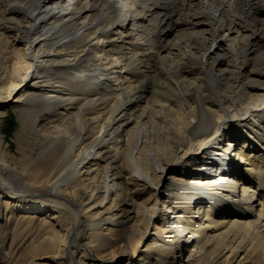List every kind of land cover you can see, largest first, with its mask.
I'll return each mask as SVG.
<instances>
[{"label":"bare ground","instance_id":"1","mask_svg":"<svg viewBox=\"0 0 264 264\" xmlns=\"http://www.w3.org/2000/svg\"><path fill=\"white\" fill-rule=\"evenodd\" d=\"M262 42L264 0H0V264H264Z\"/></svg>","mask_w":264,"mask_h":264},{"label":"rangeland","instance_id":"2","mask_svg":"<svg viewBox=\"0 0 264 264\" xmlns=\"http://www.w3.org/2000/svg\"><path fill=\"white\" fill-rule=\"evenodd\" d=\"M128 9L130 11V7H128ZM186 31L189 32V30H185V29H181V30H175L174 29L169 33V36L167 38H152V41L154 44H156L158 42V44L161 43L163 45H166L168 48H170L174 44H177V43H179V41H182V39H184L183 38L185 36L184 34H187ZM164 34H165V32H164ZM205 34H206L205 31H203L199 35H205ZM231 37H233V38H230L229 40H228V38H225L223 40L221 51L226 52L225 46H226L227 41H229L230 43H232L236 47H238L239 52L243 51V48H245V44L250 41L249 38L246 37L245 33L244 34L243 33H241V34L234 33L233 36H231ZM210 46H212V44ZM102 49H103V45L100 42H97V44L95 45V51L98 52V55L101 54ZM187 49H188L187 51L192 50L190 48H187ZM167 52L168 51H166V53ZM174 53H175V50H173V49L171 51H169V55L174 54ZM248 53H249L248 57L250 58V68L255 69V70H259L264 75V59H263L264 58V44H263V42L259 43V47H257L252 52H251V49H248ZM262 74H257V75H255V77H258L259 79L262 80L261 82L264 83V76ZM112 83L114 84L115 81L113 80ZM21 93H22L21 90L17 91V93L15 94L16 96H15L14 100H16ZM17 103L11 102L10 104H8L6 115H5V117H3L2 122L0 123V135L4 136L5 141L8 145L11 144L10 148H8L11 153L17 152L20 143L22 146H27V144H28L27 143V136L24 134H21V122H20V118H19L20 107ZM261 121L262 120H259V123ZM259 126H260V128H262L261 125H259ZM259 126L256 125V127H254V130H252V133H251V131H249V133H251V135L253 137H256V139L258 140L257 146L261 147L262 143H264V140L258 134L255 133V131L257 133L259 132L258 131L260 129ZM7 130H9V132H10L9 134H6ZM233 142L235 145H238V142H240V144L238 146L246 147L245 149L247 151H252L253 154H257L260 156L262 155V149L261 150L259 149V152H258V150H254V148H253V150H249L250 148H248V147H252L253 143H252V139L248 135L237 138V139L233 140ZM245 143L247 144V146H245ZM237 159H238V156L233 155V161H235L234 162L235 165L238 163ZM241 179L242 178H239V180H237V191L239 188L240 194L242 196L243 191H244L242 188V185L244 182ZM167 183H168V179L165 178L164 179V185L166 186ZM254 200L255 199L252 198L249 203L252 204ZM159 206L162 207V202H160ZM257 207H258L257 210L255 207V208H251V211H253L254 213H256L258 215L260 207L259 206H257ZM151 232H153V230H151ZM86 234H87V232H85V234H83V237H82L83 243H85L87 240ZM153 237L154 236H147V238L142 239V241L140 243V253H139L140 256L138 255V258H141V257L145 256L146 254L151 253L150 248L152 246V242L154 241ZM90 254H91V257L93 256L96 258L95 253L90 251ZM245 257H246L245 252L242 250V251H240L236 260L231 262V264H237L238 261H240V264H249L248 259ZM182 263H185L184 254L182 256H180V258L177 262V264H182Z\"/></svg>","mask_w":264,"mask_h":264},{"label":"trees","instance_id":"3","mask_svg":"<svg viewBox=\"0 0 264 264\" xmlns=\"http://www.w3.org/2000/svg\"><path fill=\"white\" fill-rule=\"evenodd\" d=\"M9 133H10L9 130H7V131H6V134H9Z\"/></svg>","mask_w":264,"mask_h":264}]
</instances>
